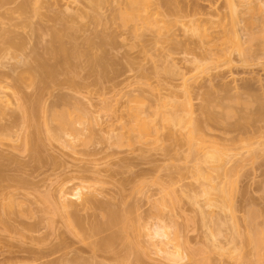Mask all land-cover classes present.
Instances as JSON below:
<instances>
[{"label": "rangeland", "instance_id": "obj_1", "mask_svg": "<svg viewBox=\"0 0 264 264\" xmlns=\"http://www.w3.org/2000/svg\"><path fill=\"white\" fill-rule=\"evenodd\" d=\"M29 1L30 0H23V1L13 0V2L9 1L8 4L6 2V4L0 5L1 6L0 15L2 14V17L0 16L1 17L0 19L2 20L1 22H3V23L0 22V24L5 25L4 22L6 23L8 20L9 23H12V24L7 23L8 25H10V29L11 28H13L12 30L15 29V31H12V32L15 34L17 32V35H18L17 37H19L23 41L22 48H18L19 50H17L16 48L15 49L16 51L14 52H13L14 49L13 50L10 49L9 50L10 53L8 52L9 53L8 56H7V50H6L7 48L5 49L6 51L3 49V47L6 45L0 42L2 45H4V46H0V50H1V47L3 49V51L1 50L0 52V59H1L0 61V85H1V88L2 86L5 87L4 89L3 88L2 89L3 91H7L6 93L8 94V97H9L6 99L7 94L5 95V92H4V96H5L4 97V96H1V92H0V97L2 101L4 99L5 101L7 100V102L13 101V99L15 100L17 99V97H19L18 99L22 100L21 97L26 98L28 96H25V95H31L33 91L38 92L35 90L38 84H35V86L31 84L33 83V80L37 82L35 80L36 79L35 76H37L36 75L37 72L36 74L33 75V80L31 82V80H28L29 78L31 79V77L25 75L26 73L25 71H19V70L27 69V73L29 72L28 73L29 75L32 72V70L35 69L34 71H37V67L35 66L36 64L34 65L35 62L32 60L33 58L30 59L31 57L29 55L32 56L31 53L32 52L34 53L35 50H36L35 51L36 53L38 52L40 55H43L45 51H49L52 49L53 45L49 41L50 39L48 36L49 30H47L48 29L47 27L51 26L50 25L52 23L51 18L53 17L56 11L58 10L64 11L63 3H66L68 1L69 2L75 1L78 5L79 4L81 5L83 3L81 2V0H46V4L40 10L41 11L40 16H35L34 14L27 13V12H23L19 14L17 12L16 15L12 14L13 12L15 13L17 11L18 7H20L19 3L20 4L23 2L28 3ZM219 5L226 6V0H177L178 9L176 8L177 10H175L176 12L174 14L167 12V10H165L164 8L165 6L161 7V11L163 12L165 16L163 17L160 15L158 17L163 18L164 21H167L165 22L164 28L161 29L163 34L164 33L174 34V35L177 34L178 37L180 38L182 31L184 32V30H186V35L190 36L191 38L189 39L192 40L190 41L191 42L190 44H188L189 41L188 42L185 41L184 49L177 48L178 45H176L175 51L173 50L174 45H171L173 46L171 48V46L169 45L170 44L169 41H162L159 43H154L153 45L144 46L143 48L144 51L140 53L139 47H132L131 45H129V43L133 41L132 39H130L129 29L127 26L120 25V20L118 16L114 17L115 20L112 23L109 20L108 21L110 23L108 21H105L106 24H104L105 22L102 24L103 21H101L99 24L93 25L90 22L86 21L87 23L85 22L83 23L84 26L83 25L81 26V28L83 27L84 28L82 29V31L78 33V37L76 41L75 39L71 41V46L69 45L70 39H67V38L63 39L65 43H66V39L68 41L67 44L65 45L66 48L70 47L69 49H72L73 47L76 46L75 49L79 48L82 50L85 46L83 44L85 43L83 42L84 37H87V36L89 38L94 37L97 40V35L99 37L100 34H102V33L99 34V31L103 32L107 30L106 32H108V29L115 28L116 30L115 29L114 30L117 31L118 34L123 35L117 38L118 40L114 43V45H112L113 43L107 44L102 47L103 48L102 51L98 50L99 53L103 52L102 55L104 58L108 56L107 59H105V63H106V60L109 61L108 59H114L113 61L114 63L112 62V60H110V63H113V65L110 64L109 62L105 64L106 71L104 70L102 72H105V73L107 72V73L103 75L102 80H100V78H97L99 79L98 82L100 83H97V84H95L96 82L94 83V81H96L95 80L96 78L94 77L95 75L93 76V74L98 73L99 72L98 69L96 68L98 71L96 72V70H93L95 69L94 67L92 69L93 70L92 72L91 67L93 66V64L89 62L90 64L89 65L88 63H86V61L84 60L81 61V58H80L79 60L80 62L78 64L79 66H77L75 70H73L74 68L71 70V72L72 71L76 72L75 74L77 75V79H74V80H77V81L79 80V83L83 82L82 84L85 83L84 85L82 84L80 85V87L83 86L80 89L81 92L79 91L80 93L79 92L76 93L75 90L73 89L74 87L70 89L72 85L70 86L65 82L64 78L68 80L67 76L70 75L68 73H71L67 71L65 72L67 76L65 75V73H62L64 75L62 74H59L60 76L58 75L59 80L57 81L58 82L61 81L60 83L57 82L56 84L54 83L51 84L48 82L50 84L49 85L47 83L48 86L47 85L46 86L48 88L46 86H44L45 87L44 89L41 87L42 92L40 94L34 93L35 95H38V94L40 95L39 97L40 101H38V104L40 102L42 107L45 106L46 109H49L50 105L55 104L52 102H55L60 97H63L66 100H69L71 98L70 101H75V99H77L76 102H78L77 103L78 106L79 107L83 106L81 109L85 110L88 116L86 117L88 119L85 118L87 119L85 120V122H84V119H83V122H81L82 120L78 119L76 120L77 122L73 121V123L75 122L74 124L75 126L77 125V128L80 127L79 125H82V126L86 125L87 131L85 129L84 132L83 131L81 132L82 133L81 135L82 137L87 138L85 136V133H86L88 138L86 140L84 138H79L78 141L76 140L72 141V143L69 144V145H72V148L69 145H64V143H62L63 141L62 139L64 137L66 139H69V137L67 136H64L61 140H53V138L51 140V137L47 136V133L48 134L50 133L49 132L50 128L53 129L54 132L56 131L55 133L57 134L59 133L57 131L59 130L57 129L59 128V125L58 126L56 125V123L57 124L59 123L57 122L58 120H56L55 122L56 118L54 120L50 119L52 116L51 112L47 110L49 113L46 114L47 112L45 111L46 110L45 107L43 109L39 107V110L42 109L45 111V113L43 111H39L41 113H38L39 119H40V121L37 119L38 122H41L44 117L51 115L50 117L47 118L46 122H44L45 119L42 121V123L44 122L42 126L45 130L48 126L50 128L48 127L49 129H47L48 132L46 130V133L45 131L44 132L42 131V133L38 131L39 129L42 130V128H39L37 130V132L42 134L40 135L38 133L40 136L37 137L39 138L41 142V143L38 142L39 144H41L40 146L41 150H39L40 148L38 150H36L37 148L35 149L37 152L39 151L38 153L40 155L37 154V152L35 151L38 157H36L37 155H34V154H31L32 155L31 156L29 153L31 151H29V149L27 150L28 147L25 144L24 135L25 136L31 135L30 131L32 132L36 131V130H33V129H36V128H33V126L34 127L37 126L36 125L37 123L33 126H30V125L27 126L28 124L26 125L23 121H21L22 119L20 120V117L18 118L15 115L16 118H18L19 120H15L16 118L14 117L13 118L14 121H12V118H11L10 120L12 122L9 121L11 123L10 124L8 122V119H9L8 114L5 115V113L8 112L11 115L15 113L17 109L13 107L12 108L13 110H12L11 107H9L11 111L10 112L9 110H7L8 107L6 108V106H3L4 104L2 105L4 109H2L1 107L2 102L0 101L1 102L0 112H3V113H0V116H1L0 119H2L0 120V125H1L0 130L1 128L5 127L6 129L5 133L7 132L5 134L7 135V139L4 136V134L0 136L1 137L0 138V152H4L2 153V156L0 157L3 158V155H6L7 153H8L7 155H11V157H9L10 159L9 161L6 160L8 159L7 156L5 157L6 159L0 158L1 167L5 166L3 167L4 170L7 168V166H9V169L7 168L8 170H5V173L7 172V175H5V178L4 176H2L4 179L0 180V184L1 185L3 184L2 186L5 190L4 191L3 188L1 187L4 192L0 190V193H2L0 194V199H4V197L8 198L10 196L12 197V200H15L16 198L17 203H20V204L23 203L21 204L23 206L22 207L15 202L16 200L14 201L15 204H17L16 207L20 206L18 209L16 207H13L12 209L5 207L6 212H7V209H9L8 210L9 212L12 211L10 214L8 212L9 217H7V216H4L5 214L7 215V213H3L5 202L4 203L2 202L5 200H0V202L2 203V204L0 203V264H136L135 260H139V264H255V263L262 264L264 263L262 262V260H264V258L262 257H261L262 259L260 258L259 260L260 263L257 260L259 259L260 256L256 257L257 252L255 253L256 249H254L255 244H256L255 242L256 235H254L253 232L251 231V229L256 227L255 225H257V227L254 228V231H256L255 233H258L259 235H264V233H262L264 232L262 231L264 230V134H262L264 133V127L261 126L262 122H264L262 121L264 119H261V118H264V112L260 111L262 110V106H264V99H262L260 96L261 94L262 96H264V57H261L262 59L256 58L255 56H257L258 52H260V50L256 49L258 51L254 53L249 52V56L251 58L250 62H246L244 64L242 62L241 64V61L238 60L239 57L236 51L234 50L216 51L213 45H211V43H207L206 40L212 36L214 28L206 25L207 27L206 32L208 33V36L202 37L198 35V32H196L197 30L194 29L195 27L193 26V24H191V21L193 19L196 20L200 18L210 17L209 13ZM171 6H169V8ZM261 7L262 9H264V3H261ZM3 9L4 10L8 9V11L11 10L12 13L10 12L9 13L12 14V16L11 15L10 16L13 18L17 16L18 14L17 16L18 18L15 17L13 20H10L12 18L9 19L8 17H6L7 20H5V16L7 15H5L6 14L5 13L4 14L5 16L3 18V13H1V12H4L2 11ZM166 9H168V7H166ZM262 9L260 8V10ZM169 10L170 9H168V11ZM170 11H172V9ZM101 12L103 13L102 15H106L108 17L109 15L108 6L104 5L101 9ZM261 12H264V10H262ZM102 15L101 17H104ZM19 16L21 17L19 18ZM16 18L18 20L19 19L21 20L18 21ZM3 19L5 21H3ZM17 21L18 23H16ZM14 23L18 25L20 24L18 28H14L12 26V25H15L16 27V24ZM36 24L37 26L38 24L42 26V28L38 26L39 28H41L40 31H37L38 29L34 30V28H36L34 27ZM79 24L77 23V25ZM240 24H241V28L239 26L238 27L239 30L242 29L243 23H240ZM6 25H5V28H7ZM144 34H147L145 37H148V34H151V33L149 31L148 32L145 31ZM125 36H126V39H121L122 37H125ZM77 43L78 45L80 44V46H82V44L84 46L83 47L77 46ZM183 44L184 43H182V45ZM249 44L250 43H248L247 45L245 43L244 46H249ZM193 45H195V47L196 46L201 47L199 49L200 51L197 52L196 51L197 49L194 51ZM88 46L86 45L87 49H88ZM169 46L173 51L172 53L171 51H168V53L170 52L169 57L167 56L164 57L165 56L164 51L168 49L167 47ZM190 47L193 49L195 54L196 53L198 54L199 52L200 54L201 52L203 53L202 55H199V57L203 58V59L201 58L200 65L196 68H193L192 70H190L192 67L191 68L189 67L193 65L190 63H187V61L186 62L183 61L184 57H187L185 59L189 58L190 60H192V58L194 57L193 56L194 54L189 55L191 52H189V54L187 52L186 54V51H185L186 48L189 49ZM181 49L184 50V54ZM210 49L212 51H210ZM90 50L91 51H89L88 49L87 51H89L90 53L94 51V49L92 50V48H90ZM145 50L147 51L145 52ZM4 51L6 55L5 53H3ZM11 53L12 55H10ZM253 54H256V55L254 56ZM130 55L133 57H131ZM45 56H46V53L44 57ZM127 57H131L132 59L134 58L133 63L132 61H129V60L127 61ZM20 59L22 60L30 59V61L32 62L27 60L23 64V62L20 61L22 62L23 64L22 65L18 62V60ZM227 59H233V62L231 64H228L226 62ZM252 59L256 61L253 62ZM46 61H47V58L45 59L44 63L48 64L49 63L48 61H50L49 64L50 65L53 64V59L51 58L47 62ZM77 61L76 62L74 61V62L78 63ZM172 63H174L175 67L178 68V71L176 74H171L170 72H168V68L169 69L172 68L169 66H173ZM24 65H26L25 68L23 67ZM153 66H156L159 69L156 70V72H154L153 70H155L156 67L154 68ZM30 67L32 68L36 67V68L32 69ZM74 67H76L75 64H74ZM12 68L13 69L16 68L15 69L16 71L14 70L15 73L13 72L14 76L15 75L17 76L16 72L17 73L19 72L18 77H20V72L21 73L25 72L24 74H21L22 76L24 75V77L21 78L20 82L18 81L20 78L18 80L15 79V77H14L15 80L11 78L13 77V76H10L12 74L11 72L13 70ZM19 68H22V69H19ZM152 68L154 69L152 70ZM142 69H144L145 72L142 71ZM74 72L71 73L72 75L70 77L75 78V75H73ZM141 72L144 73V76L145 75L146 76L141 77L140 75ZM99 76L100 74L98 73L96 77H99ZM25 77H29V78H25ZM57 77L56 79H58ZM101 78H102V75H101ZM81 79L82 81H80ZM16 80L17 82H19V84L16 83ZM54 80H52L51 82H53ZM74 80H72L73 84L75 82ZM138 80L147 82V84L150 85L151 89L150 88L147 89L146 84H144L146 87L144 85H143L144 87L140 86L141 83L139 84V82H137ZM77 81L76 83L79 84ZM245 82H250L252 89H242V86ZM14 84L16 87L11 88L13 87L12 85ZM5 85L9 87L11 85L10 87L11 89H7L9 87H6ZM202 85L205 89H203ZM211 85L214 87V89L212 88ZM17 86L19 87L17 88ZM73 86L76 87V84H74ZM37 87H40V86H37ZM215 87L217 89H215ZM41 88L39 89L40 91H41ZM208 90L210 91V93H207ZM129 92L133 93L134 95L138 94L136 97L141 96L143 97V100H144V97L145 99H148L150 102L146 100L145 102H148V104L146 105L148 106L149 104H151L152 109L157 108L158 106L156 107V105L157 104L159 105L161 102L165 103L164 106H159V108L161 107L160 109L162 111H166L168 113L175 111L176 113H178V116L181 115L182 118L186 117V118H183L184 120L189 117L186 115L188 112L187 110L191 109V111L193 112L192 115L196 118L198 117V119L202 121L201 117L204 118V116L207 114L201 111L204 109V108L202 109L201 107L207 103H208V107L206 105L205 107H207L206 109H208V111L210 112L209 113L208 111H206L207 113H209V115L211 113H213V115L215 114L216 116L217 115L219 116L221 113H224L225 115V111H228L230 112V114L234 112L235 114L241 115V117L233 113V115L235 116H232L229 114L230 117H228V115L226 114L227 118L223 119L224 121H222V123L209 122V120H206L207 123L203 122L200 125L199 135L197 137L199 139L198 141L196 140L197 146L193 144L194 147L190 148L192 144L190 145L189 142L187 143V141H185L186 140L185 134L187 131L185 130V128L186 129L188 128L186 127V125H184V123H183V127H181L182 124L171 125L167 123L166 121L161 120L160 122H162L163 123L162 124V123H159L158 121V119L160 118V117L158 118V115H157L158 119L155 116V118L157 119V122H156V120L154 119V116L151 117L152 114L147 112L146 114L148 115L149 113L150 115L149 118L151 119L153 118L152 120L153 121L155 120V122L158 123L157 128L159 127L161 128L158 129L159 136L157 135L158 137H156L157 142L153 141L156 135L154 136L152 134L154 137L151 135L152 136L151 140L156 144H153V145L152 144L146 145L147 143L145 144L142 143L141 145L134 144L135 148L138 145L142 146L140 147L142 148V150L140 149L141 151H139V149L136 150L135 148L131 149L130 147H127L128 145L124 146L123 145L124 143L123 144L121 143L122 145L118 144L119 142H116V139H115L116 136L114 137L113 135L116 132L114 131V129L115 128L117 129L116 124H118L117 122L116 124L114 123L115 121L114 117H117L116 120H118L119 116H122V115L125 116L126 109L121 107V105L126 100V97L129 95ZM126 93H128V95H125ZM237 95L242 100L240 102L239 101L240 99H238L234 103L232 101L233 99L231 100L229 97L234 98L235 96L237 97ZM227 97L230 99V101L229 100H224V101H228L227 102L228 104L230 103L229 109L224 110V108L227 107L228 105L225 106L224 108L218 107L216 105L220 103L218 101L219 98L224 99ZM24 98H23V101L25 100ZM72 98L74 100H72ZM98 98L100 100L101 98H105L107 101L111 100L112 106L115 107V109L113 107L114 111L116 110L117 107L119 106L120 107L117 108L115 113L112 114L110 113V110L112 109V107H110L111 105L109 106L110 110L108 108H106L108 110L102 108L101 105L106 102L102 103V101H99ZM133 98L134 97L132 96V99ZM159 98H160L159 100L160 103L159 101L157 102L156 100ZM205 98H207V100L209 99L208 101H210L211 99L212 100L214 99V101L205 102L207 101ZM90 100H92V102H90ZM116 100L117 102H115ZM135 101L136 100L132 102H135ZM13 102L12 103L9 102V104L11 103L10 106H14L12 105ZM173 102L174 103L177 102L178 105L177 104L172 105ZM185 103L186 104L188 103L187 105H190V107H188L187 110H185L186 109ZM201 103H203L204 105H202ZM107 104L108 103H106V106H108ZM131 104L134 105L136 103H131ZM182 104H183V107H182ZM68 109H67V112H69ZM38 114L36 113L37 117H38ZM69 114L72 117L75 116L72 114V112H69L68 117H69ZM93 116H95V118ZM181 116L179 117L181 118ZM225 116H222V118H225ZM206 118L207 117H205L203 121H205ZM222 118L220 119L222 120ZM236 118L239 120L237 123L235 122ZM259 121H261L260 122L261 124L259 123ZM47 122H48V126L46 125ZM79 122L81 124H78ZM91 122H92V125H91ZM93 122L95 124H93ZM12 123L15 125L13 126ZM22 123H24L26 126L23 125ZM89 123L91 125L90 128L88 125ZM108 124H110L111 126L115 128L111 129V127H108L109 126ZM2 125L4 126L2 127ZM8 125L12 126L11 128L12 130L8 127ZM82 126L81 128H83L84 130V127ZM31 127L33 129H30ZM107 127L111 131L110 130L107 131L108 129ZM8 128L11 131H8ZM233 128L234 130H232ZM51 129L50 131L52 134L54 132ZM100 129L102 132L100 131ZM80 130L78 129L79 132ZM112 130L114 133L112 132ZM227 130H230L231 134L230 132L228 133ZM245 130L249 131V135H246L248 133L245 132ZM9 132L11 133L8 136ZM60 132L62 133V131ZM110 132L112 133V135H110L111 134ZM232 132H233V135H232ZM243 132L244 134L246 133L245 134L246 139L243 138L244 140L243 141L241 140L242 142L239 141V142H236L235 144L233 143L232 147H236L234 148V150L235 149L236 150L234 152H231L230 150L233 151L230 145L232 142L230 140L231 143H229V140L227 141V139L230 138L231 136L233 137L236 133H237L236 134L237 137H238V134L239 136L242 137L244 135ZM33 133H32V136H33ZM43 133H44V136H43ZM98 133L100 134L102 133L104 136H106V138L104 137L105 140L103 139V135L101 134V138H100L99 136L100 134ZM183 133L185 134L183 135ZM34 134L35 136L37 135L36 133ZM229 135L231 136L229 137ZM89 136H92L93 140H90L91 142L87 143V140L90 139ZM110 136H113V137L111 138ZM247 136H250V138L247 139ZM26 137L28 138V136ZM45 138H47L48 140ZM82 139H84L85 141ZM113 139H115V142ZM132 146L133 145H131V147ZM196 147L198 149H195ZM229 148L231 149L228 150ZM189 150H191V152ZM206 152L207 153L221 152L224 155V159L219 161L217 164L211 163V162L206 163L204 161H201L202 156H204L203 153H206ZM230 152L232 154L236 152V155H234L235 157L234 156L232 157ZM4 159L5 161L8 162L7 166H6V162L4 161ZM3 161L5 164L3 163ZM18 164H21V166ZM197 166H201L202 168L201 169L203 171L202 177H199L196 175L197 172L195 169ZM8 172H9V177H8ZM10 174L13 176H11ZM16 175L17 177L18 175L24 177V179H26L24 180L25 183H22L24 182L23 179L22 181H18L17 179H19L20 176L17 178ZM6 176L8 178H11V179H8V181L11 180V184L8 181L5 184L3 183L5 180H7ZM86 176L88 180L86 179ZM14 177L16 178L17 181L15 180ZM81 178H83V180H81ZM89 178L90 179L92 178L94 180H90ZM85 179L88 182L85 181ZM99 179H102V183L100 182L101 180L98 181ZM106 179L108 180L107 181L108 183L105 181ZM96 180L98 181V183L96 182ZM12 181H15V182L13 183ZM29 181H31L30 184H28ZM89 182L90 184L91 183L93 184L89 185ZM15 184L19 185V189H21L22 192L17 188V185ZM25 184H27L26 187L24 186ZM231 184L233 185L231 186ZM57 185H59L58 188L62 186L64 189L65 188L67 189L65 190L67 191L66 192L68 196L67 198H69L68 202L71 201L72 203L74 202V204L79 203L78 204L79 206L76 205L75 207L77 209L76 211L79 210L77 214H75V216L76 215L78 216L77 219L80 221V223L74 224L73 222L74 227H73V224L72 225L68 224L69 225L68 226L67 223L63 221L66 219L63 217L65 216L63 214V211H61L60 208L58 207L60 201L57 200V197H56L58 196L57 194L58 192H56ZM85 185H87V187L94 186L95 187L94 190L95 189L97 190L99 189V190L98 191L95 190V192H93L94 191L93 190L92 192H90L91 191L90 187L86 188ZM120 185L124 187L122 191H120V189L122 188V186ZM83 186H85V188ZM164 187H168L171 189L174 188L173 191L176 193L175 196L177 197L176 201H179V203L177 204V207L175 204V208L172 209L173 213L170 211V208L168 206L163 207L159 212H156L151 209L150 201H153V199L157 200ZM229 187H232L231 188L232 192L230 191ZM219 188H223L222 194L221 192L219 194L220 190L218 192L216 191ZM205 189L208 191L210 190L211 193H209V195H212V196L209 197V195H206L210 199L209 198L206 199L204 195L202 194V191ZM9 190L13 192L11 193ZM27 190L30 191L31 195L33 194L32 197L33 198L35 197L34 199L29 198L31 196ZM24 191L26 194L27 193L28 194L27 195L24 194ZM6 192L9 195H6L7 194ZM47 192L51 194L56 193L54 196L52 195L51 196L56 197L54 200L59 201V202L54 201V205H55L54 208L56 209L57 213L56 211L53 213L49 212L47 208L42 203H40V200H38L40 196L43 195L42 193L47 194ZM75 192H78V194ZM83 193H85L86 195L89 193L88 196L93 195L91 197L92 198L95 197V199L98 198L97 199L98 202L104 201V204L110 203L109 205L114 209L116 208L121 209V210L125 209L128 211L131 209L129 216L132 217V214H133L132 218L134 220L131 218L132 221L135 222L136 219H139L140 221V223H138L140 226L139 233L138 232L136 233L135 231L134 233L132 232L131 234L130 232L129 234L128 232L130 230H127L128 232L127 231H125V233L122 232L123 234L122 235L120 227L119 228L117 227V226H120V224L117 222L113 223V224H116V228L120 231H118L115 227H112V228L110 227V229H108L107 231L102 230V232L104 231L103 233L108 232L109 235L111 234L109 238L113 240V243L112 242L110 243L112 245H108V247L110 246L108 249L105 246L106 240H104L105 243L102 242L105 235H106L105 238L107 239V241L109 240V238H107L108 234H102L100 231V234L96 232L98 235L97 234L93 235L92 232H95V231L91 232L90 231L91 228L89 229V227H91V223H93L92 220L95 219L94 226L96 225L99 226L102 224V222H105V221H101V219L104 220L106 218V215L104 214L105 216L102 217L103 216L102 213H104L102 208L100 210H97V209L95 210L96 206H93L94 202L92 205L93 207L92 206L86 207L85 205H89V203L88 204L86 203L82 207V209L79 208L80 203H81L80 202L81 196L84 197ZM20 194L21 195L23 194V196H21ZM21 197H23V199L24 198H28V199L27 201L26 199L22 200ZM193 198L196 199L198 205L200 206L202 205V207H204V211L211 214V216L213 217L212 221H210V219H207L210 225L208 223H207L208 225L206 224L207 221L204 222L205 225H203V223L200 221L201 220L199 217L200 214L198 213V210H197L198 205L193 203ZM30 200H31V203L29 202ZM206 200L213 201L214 205L212 204L211 201H210L211 203L210 204ZM33 201H35V203ZM28 202L33 205H30ZM98 202L97 203L95 202V203L98 204ZM55 203L56 204L58 203V205H56ZM27 204L30 206H28ZM74 204L72 205L75 206ZM100 204L102 205L103 202ZM208 204L210 205V207L207 206ZM59 206L61 207V204ZM106 206L107 205H105L104 207ZM219 206L222 207V210L219 209L221 208ZM2 207H3V210H2ZM21 208L23 210L20 211ZM25 208H26V211L29 209L28 211H30V213L28 211L26 212ZM42 208L45 209V212H43ZM40 210L42 211L40 212ZM58 210L61 211L62 213L60 212L58 214L59 212ZM132 210L134 213L131 212ZM24 211L25 213H23ZM78 213L80 216L78 215ZM254 213L255 215L257 213V216H255ZM151 214H153L154 217ZM66 216H67V213H66ZM219 216H221V219L225 217L224 221L226 222V224L224 227H223V224L222 226L220 225L218 226L217 217ZM5 217L7 218L5 219ZM71 218L73 217L70 216V219H68V223L70 222L69 220L73 221V219ZM2 219H5L4 221H6L9 224H7L6 222L5 224L4 221L1 222ZM77 219L75 217L74 221L78 222ZM229 219L231 221H229ZM96 221L97 222L99 221V222L96 223ZM139 221H136V222H139ZM231 222H234L236 224V229L238 232L232 233V231H229V228L231 230V227H230L231 226L230 224H232ZM29 223L31 227L29 229L31 230L27 229L28 228L27 224L29 225ZM158 223L159 224L163 223L167 225V228L165 227L164 231L170 236L167 238L168 240L166 238L165 239L163 238L162 240L165 243L168 241L169 244L167 245L163 242L162 243L163 245L165 244V246L166 245L168 246L170 252L174 254H178L177 256L178 258L174 257L171 259V257H173L172 254L170 255V258L169 257L165 258L163 256V253H161L162 252L161 248H163L162 247L163 245L160 242H158L159 244L157 246L155 245L156 247L154 246V241L157 242L161 240L151 239L149 235H147L146 233L147 229L149 228L152 230L154 226L157 225ZM171 223H173V225L175 223L174 225L175 228L178 226L180 227V229L178 228L180 232L179 234L177 233L178 236H176L175 234V232H178V231L174 232V230L176 229L172 228L173 225ZM113 224L111 226H115ZM170 224L172 226L168 227V225L170 226ZM176 224L178 225L176 226ZM214 224L215 226H213ZM7 225H9V228H7L8 227ZM35 225H36V231L34 230L33 232H31L33 229H35L34 228ZM39 225L41 228L40 227L37 228ZM144 225L147 226V229L144 227ZM252 225L254 227H252ZM10 226H12L13 229H11ZM70 226H72L75 229H71ZM107 226L109 227L110 224H108ZM217 226L220 229H222L221 230L222 233L220 234V236L211 238L212 240L210 242L213 243V246H212V243L209 242V232L210 231L216 232ZM114 228L121 234L120 235L121 240L120 238H118L119 235L116 236L117 239H115V236H113L114 234L110 233L111 230H113ZM115 229L113 231H116ZM38 230L39 232H37ZM173 232L175 235L172 234ZM127 233L128 235H126ZM90 234L93 237L95 236L94 237L95 239L93 237H90ZM173 235L176 237H174ZM96 236H100L98 237L99 239L96 238ZM111 236H113L115 240ZM122 236H124L125 238ZM126 237H127V240L130 239L129 241L132 240L137 243L136 244L138 247L137 250H134L131 252L124 251L122 245H123L124 239L126 240ZM92 239L94 241H91ZM96 241L102 242V244L104 243L105 248H103L102 246L99 247L100 244L98 246L95 245L96 243H98ZM110 241L111 240H109L108 243ZM91 244H94V245H91ZM55 247H57V249ZM258 247H259L258 248L259 249L258 252H259L260 248L264 247V244L259 245ZM53 248L56 249V252L53 250ZM262 250H264V248H262ZM48 251L50 252L52 251V252L49 253ZM46 252L48 253V255H45L47 254ZM63 252L68 254V258H67V255L65 254L66 259L68 260H66L65 257L63 258L64 254L62 255V257L60 256ZM70 253H73V254H70ZM69 255L71 256V258ZM59 257H61L62 260Z\"/></svg>", "mask_w": 264, "mask_h": 264}, {"label": "bare ground", "instance_id": "obj_2", "mask_svg": "<svg viewBox=\"0 0 264 264\" xmlns=\"http://www.w3.org/2000/svg\"><path fill=\"white\" fill-rule=\"evenodd\" d=\"M9 1H11V2H13V0H0V5H4V4H6V2H7V4H8V2ZM15 1V0H14ZM23 1V0H22ZM4 2V3H3ZM25 2H27V1H25ZM25 2H23V3H19V6L20 7H18V9H17V11L14 13H12L11 12V10H9L8 11V9H6V10H2V11H4V12H1V13H3V18H4V16L5 15H7V16H5V20H7L6 19V17H8L9 19L10 18H12V19H10V20H13L15 17H17L18 16V14L19 13H23V12H27V13H31V14H34L35 16H40L41 15V9L43 8V6L46 4V0H30L28 3H25ZM81 2H83L81 5L79 4H77L75 1H71V2H66V3H63V5H64V11H61V10H58V11H56L55 12V14L53 15V17L51 18V22L53 23H51L50 25L51 26H49V27H47L48 29L47 30H49V33H48V36H49V41H50V43L53 45V47H52V49L51 50H49V51H45V53H46V56L44 57V55H45V53L43 54V55H40L38 52V54L34 51V53L32 52L31 54H32V56L31 55H29L31 58L30 59H32L34 62V65L37 67V71H34V70H32V72L31 73H33V74H31L30 73V75L27 73V69L26 70H19V71H25V72H20V77H18V73L16 72V74H17V76L15 75L14 76V73H15V69H13L11 72H12V74L10 75V76H13V77H11V78H13V80H15V79H19L18 81L20 82V80H21V78H23L24 77V75L22 76L21 74H24L25 73V75H27V76H30L31 77V79L29 78V77H25V78H29L28 80H31V82H32V80H33V75L34 74H36V72H37V76H35L36 77V81L37 82H35L34 80H33V83H31V84H33V86H35V84H38L37 86H40V87H37L36 86V88H38V89H36L35 87V90L36 91H38V92H34L33 91V93H31V95H25V96H28V97H26V98H24L25 100L23 101V98L21 97V99L22 100H20V99H18L19 97H17V99H13V101H8L7 102V100L5 101V99L2 101L1 100V97H0V101L2 102V104H1V107H2V109H4L3 108V106H6V108H7V110H9L10 111V109H9V107H11V109L14 107L15 109H17L16 111H15V113H13V114H9L8 112H6L5 113V115H7L8 114V117H9V119H8V122L9 121H11L10 119L12 118V121H14L13 120V118L15 117L16 118V116L19 118L20 117V120L21 121H23L27 126H33V125H35L36 123V125L37 126H33V128H36V129H33L32 127L30 128V129H33V130H36V131H33L34 133H36L37 135L35 136V134L32 132V131H30V129H29V131L31 132V135H26V136H28V138L24 135V137L26 138H24V141H25V144L27 145V150L29 149V151H31V152H29L30 153V155L31 154H34V155H37V154H39L36 150H38L39 148V150H41V144H39V143H41L40 142V140H39V138H37V137H39L40 135H42L41 133H42V131L44 132L45 131V133H46V130L47 129H49L50 127L48 126V122L46 123V125L49 127H47L46 128V130L43 128V124H44V122H46V120H47V118L48 117H50L51 115V120H54L55 118V122H56V120H58L57 122L59 123V124H57L56 123V125L58 126L59 125V128H57V129H59L60 131H62V133L59 131V130H57L59 133L57 134V133H55L54 132V130L53 129H51L54 133H52L51 134V131H50V129H49V134L47 133V136H49V137H51V140H52V138H53V140H61L64 136H67V137H69V139H66L65 137L62 139L63 141H62V143H64V145H69V144H71L72 143V141H74V140H76V141H78V139L79 138H84V137H82V131L84 132L85 131V129L87 128V126L85 125V126H82V125H79L80 127H78L77 128V125L75 126V122H77L76 120H78V119H80V120H82L81 122H83V119H84V122H85V120H87L88 118V116H87V113L85 112V110L84 109H81L82 107L80 106H78V102H76V100L77 99H75V97H74V99H75V101H70V97H68V98H70L69 100H66L65 98H63V97H60V98H58L55 102H52V103H55V104H52V105H50L49 107V109H46V107L45 106H43L42 107V105L40 104V102H39V104H38V101H40L39 99V97H40V93L42 92V88L44 89L45 87L44 86H48V84L49 83H51V84H56L58 81L57 80H59V74H62V73H65L66 71L67 72H71V70L73 69V70H75V68H77V66H79L78 64H79V60H80V58H81V61L82 60H84V61H86V63H88L89 64V62L90 63H92L93 64V66L91 67V70L95 67V69H93V70H96V72H98L99 74H100V76L99 77H96L97 75H98V73H96V72H94V73H96V74H93V76L96 78L95 80L96 81H94V83L95 84H97V83H100V82H98L99 81V79H97V78H100V80H102L103 79V75L104 74H106L105 72H102V71H106V67H105V64L107 63V62H109L110 63V60H112V62L114 61V59H108L109 61H107L106 60V63H105V59H107V57H103V52L102 53H99V51L98 50H101L102 51V47L104 46V45H107V44H112V45H114V43L118 40L117 38H119V36H123L122 34H118L117 33V31H115L116 29L115 28H110V29H108V32H106L107 30H105V31H103V32H100L99 31V34L100 33H102V34H100V36L98 37V35H97V40L94 38V37H84V39H83V42H85V43H81L82 44V46H80V44L78 45V43H77V46H80V47H83L84 46V48L83 49H85V47H86V45L88 46V49H89V51H91L90 50V48H92V50L94 49V51L93 52H89V51H87L88 49H87V47H86V49L85 50H81V49H79V48H76L75 49V47H73L72 49H69L68 47L66 48V44H67V39H70V46H71V41L72 40H74L75 39V41H76V39H77V37H78V33L80 32V31H82V29L84 28H81V26L83 25V23H85L86 21L87 22H90L91 24H93V25H96V24H99L101 21H103L102 22V24L105 22V21H111V23L115 20V18L114 17H116V16H118L119 17V20H120V25L121 26H127L128 27V29H129V34H130V39H132L133 41L131 42V43H129V45H131L132 47H139V52L141 53L142 51H144V46H146V45H153L154 43H159V42H162V41H169L170 42V46L171 45H174V48H173V50L175 51V46L176 45H178V47L177 48H182V49H184V45H185V41H189V43L188 44H190L191 42L190 41H192V40H190L189 38H191L190 36H188V35H186V30H184V32L182 31V34H181V36H180V38L178 37V35L176 34V35H174V34H167V33H164L163 34V32L161 31V29L162 28H164V26H165V22H167V21H164L163 20V18H160V17H158V16H165L164 14H163V12L161 11V7H164L165 8V10H167V12H169V13H175L176 11L175 10H177L178 8H177V0H81ZM261 3H264V0H226V6L225 5H219V6H217L216 8H214L209 14H210V17H208V18H200V19H196V20H192L191 21V24H193V26L195 27L194 29L195 30H197L196 32H198V35H200V36H202V37H206V36H208V33L206 32V29H207V27H206V25H208L209 27H212V28H214L213 29V34H212V36L211 37H209L206 41H207V43H211V45H213V47H214V49L216 50V51H226V50H234V51H236L237 53H238V60L239 61H241V64H242V62H243V64L244 63H246V62H250V60H251V58H250V56H249V52H252V53H254V52H256V51H258V50H260V52H258V57L257 56H255L256 54H253L256 58H261V57H264V12H261L262 10H264V9H262V7H261ZM104 5H107L108 6V12H109V15H108V17L106 16V15H102L103 13L101 12V9H102V7L104 6ZM172 5V6H171ZM169 6H171L170 8H169ZM1 7V6H0ZM166 7H168V9H172V11H168V9H166ZM226 7H227V9H226ZM177 8V9H176ZM260 8L262 9V10H260ZM10 9V8H9ZM14 9V8H13ZM15 10V9H14ZM6 11V12H5ZM28 11H30V12H28ZM12 13V14H15L16 15V13L18 12V14H17V16H15L14 18L13 17H11L12 16V14H10V13ZM6 13V14H5ZM8 13V14H7ZM5 14V15H4ZM11 15V16H10ZM21 15V14H20ZM27 15H29V14H27ZM101 15L102 16H104V17H101ZM1 17H2V14L0 15ZM10 16V17H9ZM33 16V15H32ZM0 17V18H1ZM21 16H19V18H20ZM30 17H31V15H30ZM18 18V17H17ZM16 18V19H17ZM111 18V19H110ZM4 19H3V21H5ZM18 20V19H17ZM21 19H19L18 21H20ZM2 20L0 19V22H1ZM18 21L16 22V23H18ZM78 21V22H77ZM108 21V22H109ZM173 21H175V20H173ZM86 22V23H87ZM107 22V23H108ZM1 23H3V22H1ZM12 24V23H9V21L7 20V22L5 23L4 22V24L6 25V24ZM16 23H14V24H16ZM77 23L79 24V25H77ZM110 23V22H109ZM240 23H243V25H242V29H240L239 30V26H240V28H241V24ZM6 25L7 26V28H5V25H3V24H0V42H2V44H4V45H6V46H4V45H2L1 43H0V46H4L3 47V49L5 50L6 48V50H7V56H8V54L10 53V49H14L13 50V52L14 51H16L15 49L17 48V50H19L18 48H22V44H23V41H22V39H20L19 37H17L18 35H17V32H16V34L15 33H13L12 31H15V29L14 30H12L13 28H11L10 29V25ZM22 24V23H21ZM104 24H106V22L104 23ZM240 24V25H239ZM20 25V24H19ZM18 24H16V27H15V25H12L14 28H18V26H19ZM34 25V24H33ZM22 26V25H21ZM32 26V25H31ZM38 26H40L39 24H38ZM37 26V24L34 26V27H36V28H34V30L36 29H38L37 31H40V29L42 28V26H40L41 28H39ZM84 26V25H83ZM25 27V26H24ZM33 27V26H32ZM166 28V27H165ZM115 29V30H114ZM33 30V29H32ZM85 30V29H84ZM114 30V31H113ZM241 30H242V32H241ZM145 31H149L151 34H148V37H145L147 34H144L145 33ZM33 32V31H32ZM106 32V33H105ZM13 33V34H12ZM117 33V34H116ZM20 34V33H19ZM13 35H15V36H13ZM164 35V36H163ZM26 37V36H25ZM65 38H67L66 39V43H65V41L63 40V39H65ZM94 38V39H93ZM163 38V39H162ZM25 39V38H24ZM121 39H126V36L125 37H122ZM93 40V41H92ZM25 41V40H24ZM95 41V42H94ZM175 44H174V43ZM186 42V43H187ZM73 43H74V41H73ZM173 43V44H172ZM182 43H184L183 45H182ZM245 43L248 45V43H250L249 44V46H244L245 45ZM254 44V46H253V44ZM117 44V43H116ZM20 45H21V47H20ZM252 45V46H251ZM92 46V47H91ZM170 46L169 47H167L168 49H166L165 51H164V53H165V56L164 57H169V53H168V51H171V53H172V47L173 46H171V48H170ZM180 46V47H179ZM182 46V47H181ZM194 47V51L196 50L197 52L198 51H200L199 49L201 48V47H195V45H193ZM106 47V46H105ZM191 48V47H190ZM187 49L186 48V54H187V52H188V54H189V52H191L189 55H191V54H194L193 56V58H192V60H190L189 58V60L188 59H185V58H187V57H184V60L183 61H187V63H190V64H192L193 66H190L189 68H191L190 70H192L193 68H196V67H198L199 65H200V61H201V58L202 57H199V55H202L203 53L201 52V54H200V52L197 54H195V52L193 51V49H192V51H193V53H192V51H191V49ZM3 49H2V47H1V50L3 51ZM170 49V50H169ZM181 49V50H182ZM256 49H258V50H256ZM1 50H0V52H1ZM5 50V51H6ZM106 50V49H105ZM255 50V51H254ZM5 51L3 52V53H5ZM38 51V50H37ZM98 51V52H97ZM100 51V52H101ZM147 50H145V52H146ZM183 51V54H184V50H182ZM210 51H212L211 49H210ZM248 51V52H247ZM9 52V53H8ZM42 52H44V51H42ZM42 52H40V53H42ZM48 52V53H47ZM105 52V51H104ZM107 52V51H106ZM163 53V54H164ZM5 55H6V53H5ZM10 55H12V53L10 54ZM105 55V54H104ZM108 55V54H107ZM222 55V54H221ZM260 55V56H259ZM3 56V55H2ZM106 56V55H105ZM129 56V55H128ZM131 56V55H130ZM187 56V55H186ZM131 57H133V56H131ZM131 57H127V61L129 60V61H132V63H133V59L131 58ZM255 57H253V58H255ZM2 58V57H1ZM25 58V57H24ZM47 58V61L48 60H50V58L51 59H53V64H49L50 63V61H48L49 63V65L48 64H46V63H44V61H45V59ZM85 58V59H84ZM110 58V57H109ZM23 59V58H22ZM22 59H20V60H18V62L20 63V64H22V62H23V64L28 60V59H26V60H22ZM30 59L28 60V61H30ZM36 61H35V60ZM44 59V60H43ZM203 59V58H202ZM262 59V58H261ZM39 60V61H38ZM78 60V61H77ZM237 60V61H238ZM0 61H1V59H0ZM20 61H22V62H20ZM46 61V62H47ZM77 61L78 63H75V62ZM88 61V62H87ZM238 61V62H239ZM252 61L254 62V61H256V60H253L252 59ZM30 62H32V61H30ZM71 62H72V64H71ZM226 62L228 63V64H231L232 62H233V59H227L226 60ZM51 63H52V61H51ZM114 63V62H113ZM113 63H110V64H112L113 65ZM252 63V62H251ZM22 64V65H23ZM38 64V65H37ZM74 64H75V66L76 67H74ZM171 64V63H170ZM173 64V66H169V67H172L171 69H169L168 68V72H170L171 74H176L177 73V71H178V68H176L175 67V65H174V63H172ZM32 65V64H31ZM90 65V64H89ZM128 65V64H127ZM134 65V64H133ZM25 66L26 65H24L23 67L25 68ZM28 66H29V64H28ZM107 66V65H106ZM140 66V65H139ZM138 66V67H139ZM21 67V66H20ZM36 67H33V68H36ZM141 67V66H140ZM154 68L156 67V66H153ZM178 67V66H177ZM30 68H32V67H30ZM32 68V69H33ZM98 69V71H97V69ZM154 68H152V70L154 69ZM188 68V69H189ZM19 69H22V68H19ZM159 68H155V70H153L154 72H156V70H158ZM177 69V70H176ZM10 70V69H9ZM15 70V71H14ZM93 70H92V72H93ZM146 70V69H145ZM101 71V72H100ZM142 71H144V69H142ZM14 72V73H13ZM35 72V73H34ZM72 72H74V71H72ZM71 72V73H72ZM145 72V71H144ZM10 73V72H9ZM71 73H68V74H70V75H66V73H65V75L67 76V79L68 80H66L65 78H64V80H65V82L68 84V85H72V87H70V89H72L73 87V89L75 90V92L77 93V92H79L80 91V89L83 87H80V85L83 83V82H81V83H79V80L77 81V80H74V79H77V75L75 74L76 72H74V74L73 75H75V78H73V77H70L72 74ZM59 75V76H58ZM62 75H64V74H62ZM61 75V76H62ZM101 75H102V78H101ZM141 77L142 76H144V73H142L141 72ZM7 76V75H6ZM5 76V77H6ZM58 76V77H57ZM146 76V75H145ZM144 76V77H145ZM14 77H15V79H14ZM56 77L58 78V79H56ZM64 77V76H63ZM106 77H107V75H106ZM54 78H55V80H56V82H55V80H54ZM104 78H105V76H104ZM12 80V79H11ZM17 80H16V83H18L19 84V82H17ZM52 80H54L53 82H51ZM72 80H74L75 82H74V84H76V87L75 86H73L74 84H73V81ZM94 80V79H93ZM76 81L79 83V84H77L76 83ZM80 81H82V79L80 80ZM83 81H84V79H83ZM49 82V83H48ZM61 82V81H60ZM60 82H58V83H60ZM69 82V83H68ZM137 82H139V84L141 83V85L140 86H142V87H144L145 85L144 84H146L147 85V89L148 88H150V85L149 84H147V82H145V81H140V80H138ZM145 82V83H144ZM48 83V84H47ZM85 84V83H84ZM84 84H82V85H84ZM50 85V84H49ZM58 85V84H57ZM78 85V86H77ZM144 85V86H143ZM149 85V86H148ZM6 86V85H5ZM13 87H11V85H10V87L11 88H15L16 86H15V84L14 85H12ZM46 86V87H47ZM212 86V85H211ZM210 86V87H211ZM6 87H9V86H6ZM7 88V89H11V88ZM19 86H17V88H18ZM42 87V88H41ZM146 87V86H145ZM202 87H203V85H202ZM202 87H201V89H202ZM205 87H206V85H205ZM208 87H209V85H208ZM2 88L4 89L5 87L4 86H2ZM1 88V85H0V90H2L3 91V89ZM41 88V91L39 90ZM48 88V87H47ZM77 88V89H76ZM212 88L214 89V87L212 86ZM240 88V87H239ZM151 89V88H150ZM199 89V88H198ZM203 89H205L204 87H203ZM206 89H208V88H206ZM210 89V88H209ZM215 89H217L216 87H215ZM222 89V88H221ZM242 89H252V87H251V84H250V82H245L244 84H243V86H242ZM6 90V89H5ZM73 90V91H74ZM0 91L1 92V96H4V92H5V95L7 94L6 92L7 91ZM14 91V90H13ZM209 91V90H208ZM207 91V93H210V91L208 92ZM15 92V91H14ZM81 92V91H80ZM79 92V93H80ZM2 93H3V95H2ZM13 93V92H12ZM36 93H39L38 95H35ZM15 94V93H14ZM34 94V95H33ZM130 94H132V95H130ZM125 95H128V93H126ZM130 95V96H129ZM129 97L127 96L126 97V100L124 101V103L121 105V107H123V108H125L126 110H125V116L124 115H122V116H119L118 117V120H116L117 119V117H114V119H115V121H114V123L116 124V122L118 123V124H116V127H117V129L115 128V127H113V126H111L110 124H108L107 126L108 127H111V129H113V128H115L114 129V131H116L115 133L113 132V130H112V132L114 133L113 135H114V137L116 136V142H119L118 144H120V145H122L123 143V145L125 146V145H128L127 147H130L131 149L132 148H135L134 146V144H139V145H141L142 143H147L146 145H153V144H156V143H154V142H157V138L156 137H158L159 135H158V133H159V131H158V129L159 128H161V127H159V128H157V126H158V123H156L157 122V119H158V121H159V123H162V122H160L161 120L162 121H166L167 123H169V124H171V125H177V124H182V126L181 127H183V123H184V125H186V127L188 128V129H186L185 128V130H187L186 131V134L185 133H183V135L185 134V136H186V138H185V136H184V138L186 139L185 141H187V143L189 142V144L191 145H189L190 146V148H192V147H194V145H196L197 146V141H198V139L199 138H197L198 137V135H199V129H200V125L204 122V123H207V121L206 120H209V122H216V123H222V121H224L223 119H226L227 118V115H228V117H230V115H232V116H235V115H238V114H235L234 112V114L235 115H233V113H232V111H231V113L232 114H230V112H228V111H225V115H224V113H221L219 116L217 115H213V113H211L210 115H209V111H208V109H206L207 107H208V103L207 104H205V102H210V101H214V99L212 100H210V101H208L207 100V98H205L207 101H205L204 102V104L207 106V107H205V105L203 104V103H201L202 105H204V106H202L201 107V105H200V107L203 109V110H201L203 113H206L207 115H205L204 116V118L205 117H207L206 119H205V121H203L204 120V118H202L201 117V119H202V121L201 120H199L198 119V117L196 118V117H194L192 114H193V112L191 111V109L190 110H187V108L188 107H190V105H187L186 103V109L185 110H187L188 112H187V116H189L187 119H183V118H186V117H183L182 118V116L181 115H179V116H181V118L178 116V113H176L175 111L174 112H166V111H162L160 108H159V106H164V104L165 103H163V102H161L160 103V98L159 99H156L157 100V102L159 101V105L157 104L156 105V107L157 108H155V106H154V108L155 109H152L151 107H152V105L151 104H149L148 106L146 105V104H148V102H150L148 99H145V97H144V100H143V97H141V96H139V97H136L137 95L135 94H133V93H130L129 92ZM17 96H19V95H17ZM38 96V97H37ZM132 96L134 97L133 99H132ZM261 96V98L262 99H264V96H262V94L260 95ZM5 97V96H4ZM15 97V96H14ZM65 97V96H64ZM67 97V96H66ZM141 97V98H140ZM7 98H9L8 97V94L6 95V99ZM16 98V97H15ZM87 98V97H86ZM88 98H89V96H88ZM87 98V99H88ZM100 98V97H99ZM98 98V99H99ZM131 98V99H130ZM138 98V99H137ZM140 98V99H139ZM234 103L238 100V99H240L239 101L241 102V98H239L238 97V95H237V97L235 96L234 98H232V97H229ZM228 97L227 98H224V99H222V98H219L218 99V101L220 102V103H218V104H216L218 107H222V108H224L225 106H227V107H225L224 108V110H227V109H229L230 107V103L228 104L227 102L228 101H224V100H229L230 101V99H229ZM236 98V99H235ZM73 98H72V100H74ZM104 99V100H103ZM203 99H204V97H203ZM261 99V100H262ZM9 100V99H8ZM20 100V101H19ZM89 100V99H88ZM130 100V101H129ZM134 101V100H136L135 102H132V101ZM148 101V102H145V101ZM22 101V102H21ZM99 101H102V103H104V102H106V103H108L107 105L108 106H106V103H104V104H102L101 106H102V108H104V109H106V108H108L109 110H110V107H112V109H113V107L114 106H112V101L111 100H109V101H107L105 98H101V100L99 99ZM0 102V103H1ZM4 102V103H3ZM9 102H13V104L12 105H14V106H10V104H9ZM90 102H92V100H90ZM115 102H117V100L115 101ZM80 103V102H79ZM101 103V102H100ZM110 103V104H109ZM131 103H136V104H134V105H132ZM217 103V102H216ZM4 104V105H3ZM91 104V103H90ZM114 104V103H113ZM116 104V103H115ZM177 104V102H173L172 103V105H176ZM226 104V105H225ZM3 105V106H2ZM41 105V106H40ZM104 105V106H103ZM111 105V106H110ZM178 105V104H177ZM110 106V107H109ZM39 107H41L42 109L45 107V111L47 112L46 114H48L49 112H51V115L50 116H46V117H44L43 118V120L45 119V121L42 123V121L41 122H38V120L40 121V119H39V114L38 113H41V112H39V111H43L44 113H45V111L44 110H39ZM66 107H68V108H66ZM120 107V106H119ZM119 107H117V108H119ZM147 107V108H146ZM182 107H183V104H182ZM6 108H5V110H6ZM37 108V109H36ZM48 108V107H47ZM53 108V109H52ZM117 108H116V110H117ZM150 108V109H149ZM159 108V109H158ZM185 108V107H184ZM67 109L69 110V112H72V114L73 115H75L74 117H72L70 114H69V117H68V113L69 112H67ZM70 109H72V110H70ZM86 109V108H85ZM108 109H106V110H108ZM111 109V110H112ZM114 109H115V107H114ZM114 109L111 111L110 110V113H115V111H114ZM145 109H146V111H145ZM13 110V109H12ZM38 110V111H37ZM49 112H48V111ZM53 110V111H52ZM57 110V111H56ZM64 110V111H63ZM153 110V111H152ZM205 110V111H204ZM4 111V110H3ZM87 111V110H86ZM114 111V112H113ZM206 111H208L209 113H207ZM260 111H262V112H264V106H262V110H260ZM5 112V111H4ZM11 112V111H10ZM14 112V111H13ZM55 112V113H54ZM63 112V113H62ZM147 112H149L150 114H152L151 115V117L152 116H154V119L156 120V122H155V120L153 121L151 118H149V113H148V115L146 114ZM186 112V111H185ZM226 112H228V113H226ZM0 113H3V112H0ZM36 113L38 114V117L36 116ZM54 113V114H53ZM67 113V114H66ZM261 113V112H260ZM64 114V115H63ZM230 114V115H229ZM262 114V113H261ZM2 115H4V114H2ZM16 115V116H15ZM65 115H67V116H65ZM157 115H158V118H157ZM209 115V116H208ZM11 116V117H10ZM13 116V117H12ZM87 116V117H86ZM90 116V115H89ZM155 116H156V118H155ZM221 116V117H220ZM222 116H225V118H222ZM239 117H241V115H238ZM1 117V116H0ZM4 117V116H3ZM67 117V118H66ZM76 117H78V118H76ZM94 118H95V116H93ZM5 118H6V116H5ZM18 118H16L15 120H19ZM71 118H72V120H71ZM74 118H76V119H74ZM85 118H87V119H85ZM92 118V117H91ZM93 118V119H94ZM220 118H222V120L220 119ZM261 118V117H260ZM38 119V120H37ZM74 119V120H73ZM261 119H264V118H261ZM0 120H2V119H0ZM79 120V121H80ZM212 120V121H211ZM221 120V121H220ZM11 121V122H12ZM73 121H75L74 123H73ZM88 121H90V120H88ZM87 121V122H88ZM92 121V120H91ZM219 121V122H218ZM239 120L236 118V123L238 122ZM252 121V120H251ZM262 121H264V120H262ZM7 122V123H8ZM17 122V121H16ZM95 122H96V120H95ZM165 122V123H166ZM247 122V121H246ZM261 121H259V123H260ZM10 123V122H9ZM8 123V124H9ZM21 123V122H20ZM24 123H22L23 125H25ZM39 123H40V125H39ZM166 123V124H167ZM256 123V122H255ZM11 124V123H10ZM13 124V123H12ZM78 124H81L80 122L78 123ZM84 124V123H83ZM93 124H95L94 122H93ZM96 124H97V122H96ZM163 124V123H162ZM168 124V125H169ZM235 124V123H234ZM261 124V123H260ZM15 124H13V126H14ZM25 125V126H26ZM89 125V128H90V126L92 125V122H91V125H90V123L88 124ZM118 125V126H117ZM4 125H2V127H3ZM40 126V127H39ZM81 126L82 127H84V130H83V128H81ZM115 126V125H114ZM179 126V125H178ZM259 126V125H258ZM261 126L262 127H264V122H262V124H261ZM0 127H1V125H0ZM8 127L11 129L12 128V126L11 125H8ZM46 127V126H45ZM107 127V128H108ZM255 127V126H254ZM262 127H260V128H262ZM8 128V131H11L10 129ZM39 128H42V130L41 129H39ZM89 128H88V130H89ZM119 128V129H118ZM39 129V130H38ZM65 129V130H64ZM78 129L80 130V129H82V130H80V132L78 131ZM236 129V128H235ZM37 130L39 131V132H41V133H39V132H37ZM41 130V131H40ZM103 130V129H102ZM110 129L108 128L107 129V131H109ZM118 130V131H117ZM232 130H234V128L232 129ZM249 130V129H248ZM246 131L245 130V132H247L248 134H246V135H249V131ZM259 130V129H258ZM5 131H6V129H5V127L4 128H1V130H0V136H2L3 134H4V136L6 137V139H7V135H5L6 133H5ZM86 131H87V129H86ZM92 131V130H91ZM97 131V130H96ZM100 131H101V129H100ZM111 131V130H110ZM228 131V133L230 132V134H231V131L230 130H227ZM227 131H225V132H227ZM236 131V130H235ZM234 131V132H235ZM244 131V130H243ZM262 131V130H261ZM27 132V131H26ZM47 132H48V130H47ZM93 132V131H92ZM102 132V131H101ZM154 132V133H153ZM157 132V133H156ZM185 132V131H184ZM257 132V131H256ZM11 132H9L8 133V136H9V134H10ZM32 133H33V136H32ZM40 135H39V134ZM89 133V132H88ZM91 133V132H90ZM111 133V132H110ZM29 134V133H28ZM98 134H100V133H98ZM102 134V133H101ZM101 134L99 135L100 136V138H101ZM155 136H153V135ZM237 134V133H236ZM236 134L232 137L231 135H229V137L230 138H228L227 139V141L229 140V143H231L230 145H231V147L233 146L232 144L234 143H236V142H242L244 139H246V135L244 134V132H243V134L245 135H243L242 137L241 136H239V134H238V137L236 136ZM260 134V133H259ZM262 134H264V133H262ZM46 135V134H45ZM80 135H81V137H80ZM91 135V134H90ZM97 135V134H96ZM95 135V136H96ZM103 135V134H102ZM110 135H112V133L110 134ZM154 137V142L151 140L152 138V136ZM158 135V136H157ZM232 135H233V132H232ZM250 135H252V134H250ZM43 136H44V133H43ZM84 136V135H83ZM85 136L88 138V136L86 135V133H85ZM94 136V137H95ZM98 136V135H97ZM236 136V137H235ZM35 137H36V139H35ZM92 136H89V140H87V143H89V142H91L90 140H93V137L91 138ZM104 137L106 138V136H104L103 135V139H104ZM111 138L113 137V136H110ZM241 137V138H240ZM1 138V137H0ZM2 138H4V137H2ZM87 138H84L85 140L87 139ZM244 138V139H243ZM248 138H250V136H247V139ZM41 139V138H40ZM45 139H47V138H45ZM50 139V138H49ZM84 139H82V140H84ZM103 139H101V140H103ZM115 139H113L114 140V142H115ZM155 139H156V141H155ZM48 140V139H47ZM69 140V141H68ZM84 140V141H85ZM105 140V139H104ZM197 140V141H196ZM230 140H231V142H230ZM242 140V141H241ZM37 141V142H36ZM81 141V140H80ZM147 141H149V142H147ZM196 141V142H195ZM39 142V143H38ZM61 142V141H60ZM82 142V141H81ZM151 142V143H150ZM153 142V143H152ZM194 142V143H193ZM37 143V144H36ZM86 143V142H85ZM122 143V144H121ZM149 143V144H148ZM117 144V143H116ZM194 144V145H193ZM36 145V146H35ZM37 145H39V146H37ZM119 145V146H120ZM130 145V146H129ZM131 145H133L132 147H131ZM136 146V150H138L139 149V151H141L142 150V148H140V147H142V146ZM229 145V146H230ZM71 148H72V145H69ZM24 147V146H23ZM37 148V149H36ZM189 148V149H190ZM234 148H236V147H232V149H233V151L232 150H230L231 148H229L228 150H230L231 152H234L235 150H234ZM31 149V150H30ZM36 149V150H35ZM141 149V150H140ZM195 149H198L197 147L195 148ZM194 150V149H193ZM37 152V154H36V152ZM190 152H191V150H189ZM194 152V151H193ZM198 152V151H197ZM230 152V154H231V156L233 157L234 155H236V152L234 153V154H232ZM1 153V155L0 156H2V153H4V152H0ZM195 153H196V151H195ZM8 154V153H7ZM3 155V158H5L6 156H7V158L8 159H6V160H10L9 159V157H11V155ZM202 154V153H201ZM204 154V156H202ZM201 156H202V160L201 161H204V162H206V163H208V162H211V163H215V164H217L219 161H221V160H223L224 159V155H223V153H221V152H213V153H203ZM34 155H33V157H34ZM40 155V154H39ZM32 156V155H31ZM36 157H38V155L36 156ZM41 157V156H40ZM39 157V158H40ZM235 157V156H234ZM0 158H2V157H0ZM2 158V159H3ZM42 158V157H41ZM5 159H4V161H5ZM14 159V158H13ZM31 159H32V157H31ZM34 159V158H33ZM36 160V159H35ZM35 160H33V161H35ZM4 161H3V163H4ZM14 161V160H13ZM12 161V162H13ZM6 162V166H7V161H5ZM11 162V161H10ZM5 164V163H4ZM3 164V165H4ZM18 165H20L21 166V164H18ZM0 167H1V160H0ZM3 167H5V166H3ZM3 167H1L0 168V180H3L4 178H5V175H7V172L5 173V170H8L9 169V166H7V168L4 170V168ZM202 168H201V166H197L196 167V175L197 176H199V177H202L203 176V171L201 170ZM4 171V172H3ZM3 172V173H2ZM5 173V174H4ZM3 174V175H2ZM11 175V174H10ZM2 176H4V178L2 177ZM11 176H13V175H11ZM15 176V175H14ZM20 175H18V177H19ZM7 177V176H6ZM8 177H9V172H8ZM7 177V180H5L3 183L5 184L7 181H8V179H11V178H8ZM16 177H17V175H16ZM17 177V178H18ZM20 177H21V179H20ZM19 177V179H17L18 181H22V179H23V181L24 180H26V179H24V177H22V176H20ZM15 178V177H14ZM93 178H95V177H93ZM13 179V178H12ZM86 179L88 180V178H87V176H86ZM85 179V181H87ZM90 179V178H89ZM97 179V178H96ZM103 179H105V178H103ZM14 180V179H13ZM15 180H16V178H15ZM16 180V181H17ZM29 180V179H28ZM81 180H83V178H81ZM90 180H94V179H90ZM101 180V181H100ZM65 181V180H64ZM98 181H100L101 183H102V179H99ZM98 181L96 180V182L98 183ZM106 182L108 181L107 179L105 180ZM8 182H10V184H11V180H9ZM13 183L15 182V181H12ZM28 182V181H27ZM26 182V183H27ZM66 182V181H65ZM64 182V183H65ZM88 182V181H87ZM92 182V181H91ZM2 183V182H1ZM12 183V184H13ZM19 183V182H18ZM22 183H25V181L24 182H22ZM21 183V184H22ZM31 183V181H29V183L28 184H30ZM62 183V182H61ZM60 183V184H61ZM103 183H104V181H103ZM108 183V182H107ZM110 183V182H109ZM59 184V185H60ZM91 184H93V183H91ZM90 184V182H89V185H91ZM3 185V184H2ZM1 184H0V188L2 187L3 188V186H2ZM7 185V184H6ZM15 185H17V184H15ZM59 185H57V190H56V192H58L57 194H58V196H56L57 197V200H59L60 201V203H59V205L61 204V207L58 205V203L56 204V205H58V207L60 208V210L61 211H63V214L66 216V213H67V216H68V218H67V216L65 217V216H63L66 220H63L65 223H67V225L68 224H70V225H72L73 224V222H74V224L75 223H80V221L77 219L78 218V216L76 215L75 216V214H77V212L79 211H76L77 209L75 208L76 207V205H78L77 203H75L74 204V202L72 203L71 201L70 202H68V200H69V198H67L68 196H67V189L65 190L62 186H63V184H62V186H60L59 188H58V186ZM96 185V184H95ZM233 184H231V186H232ZM5 186V185H4ZM22 186V185H21ZM21 186H20V188H21ZM25 187L27 186V184H25L24 185ZM86 186V188H89L90 187V192H92L93 190H94V186H88L87 187V185H85ZM85 186H83L84 188H85ZM97 186V185H96ZM119 186V185H118ZM117 186V187H118ZM120 186H122V185H120ZM7 187V186H6ZM23 187V186H22ZM25 187H24V189H25ZM33 187V186H32ZM116 187V188H117ZM234 187V186H233ZM2 188L0 189L2 192H4L5 190H4V188H3V190H2ZM17 188L19 189V185H17ZM93 188V189H92ZM96 188H98V187H96ZM99 188H101V187H99ZM119 188H121V187H119ZM124 187L122 186V188L120 189V191H122V189H123ZM230 188V191L232 192V187H229ZM23 189V188H22ZM31 189V188H30ZM223 188H219V189H217L216 191L218 192L219 190V194H220V192H221V194L223 193V190H222ZM12 190V189H11ZM11 190H9L10 192H11ZM17 190V189H16ZM15 190V191H16ZM20 191H21V189H19ZM96 191H98L97 189H95ZM95 190L93 191V192H95ZM174 190V188L173 189H171V188H168V187H164L163 189H162V192L160 193V196L158 197V199L156 200V199H153V201H150V204H151V209L152 210H154V211H156V212H159L163 207H165V206H168L169 208H170V211L172 212L173 210L172 209H174L175 208V204H176V207H177V204L179 203V201H176L177 200V197L175 196V192L173 191ZM206 190V189H205ZM203 190L202 191V194L204 195V197L207 199V198H209L210 196H212V195H209V193H211L210 192V190L208 191V190ZM234 190V189H233ZM28 191V190H27ZM33 191V190H32ZM36 191V190H35ZM55 191V190H54ZM101 191H102V189H101ZM118 191H119V189H118ZM120 191H119V193H120ZM13 192V191H12ZM11 192V193H12ZM17 192V191H16ZM19 192V191H18ZM22 192V191H21ZM20 192V193H21ZM29 193H30V191H28ZM88 192H89V190H88ZM7 193V192H6ZM69 193V192H68ZM75 193H77L78 194V192H75ZM0 194H2V193H0ZM16 194V193H15ZM24 194H26L25 193V191H24ZM28 194V193H27ZM26 194V195H27ZM43 195H41L40 196V198L38 199V200H40V203H42L46 208H47V210L49 211V212H55L56 211V209L54 208L55 207V205H54V201L55 202H59V201H56V200H54L56 197H52V196H54L55 194H51V193H49V192H47V194L46 193H42ZM76 194V195H77ZM84 195V197H82L81 196V203H82V205H81V203H80V207L79 208H81L82 209V207L87 203H89V205H85L86 207L87 206H92L93 205V202H94V205L93 206H96V208H95V210L97 209V210H100L101 208H102V210L104 211V213H102L103 214V216L102 217H104L105 215H106V218L103 220V219H101V221H105V222H102V224H101V222H100V224L101 225H96V226H94L95 225V219L94 220H92L93 221V223H91V227H89V229L91 228V229H93V230H91L90 229V231L92 232V231H95V232H92L93 233V235H95V234H97L96 232H98L99 234H100V231H101V233L102 234H108L109 235V233L107 232V233H103L102 232V230H105V231H107L108 229H110V227L112 228V227H115L116 228V224H113V223H119L120 224V226H117L118 228L120 227V230H121V234H122V232H124L125 233V231H127V230H130L128 233L130 234V232H131V234H132V232L134 233L135 231H136V233L138 232L139 233V228H140V226H139V224L138 223H140V221H139V219H136V221H139V222H134V221H132V217H133V214H132V217H130L129 216V214H130V210L128 211V210H125V209H114V208H112L109 204L110 203H105L104 204V201H100V202H98L97 201V199H95V197H91V196H93V195H91V193H90V195L91 196H88L89 195V193L86 195L85 193H83ZM93 194V193H92ZM95 194V193H94ZM6 195H9L8 193L6 194ZM18 195V194H17ZM21 195V194H20ZM33 195V194H32ZM32 195H31V193H30V196L31 197H29V198H33L32 197ZM52 195V196H51ZM71 195H72V193H71ZM73 195H75V194H73ZM206 195H209V197H207ZM13 196V195H12ZM21 196H23V194L21 195ZM35 196V195H34ZM224 196V195H223ZM8 197V196H7ZM20 197V196H19ZM27 197V196H26ZM37 197V196H36ZM39 197V196H38ZM22 198V200H24V199H26V201H27V199L28 198H24L23 199V197H21ZM20 198V199H21ZM35 198V197H34ZM33 198V199H34ZM6 199H7V201H6ZM13 199H14V197H13ZM19 199V198H18ZM32 199V200H33ZM92 199H94V200H92ZM210 199V198H209ZM213 199H215V198H213ZM0 200H5V201H3L2 203H4L5 202V206H4V210H3V207H2V210L4 211H2L3 213H7V215L5 214L4 216H7V217H9L8 216V210L9 209H7V212H6V210H5V207L6 208H13V207H16V205L18 204V205H20V206H22L21 204H23V203H17V199L15 198V200H12V197H8V198H5L4 197V199H0ZM92 200V201H91ZM96 200V201H95ZM17 203V204H15V202ZM207 201V200H206ZM210 201L211 200H208L207 202L208 203H210ZM19 202V201H18ZM23 202H25V201H23ZM30 203H31V200L29 201ZM28 202V203H29ZM34 203H35V201H33ZM32 202V203H33ZM98 202V204H96V203ZM103 202V204L101 205L100 203H102ZM106 202V201H105ZM212 202V204L214 205V203H213V201H211ZM1 203V202H0ZM1 203V204H2ZM29 203V204H30ZM37 203V202H36ZM71 203V204H70ZM92 203V204H91ZM193 203H195V204H197V201H196V199L195 198H193ZM72 204H74L75 206H73ZM96 204V205H95ZM211 204V203H210ZM13 205H15V206H13ZM28 205V204H27ZM30 205H33V204H30ZM30 205H28V206H30ZM70 205H72V206H70ZM98 205V206H97ZM101 205V206H100ZM105 205H107L106 207H104ZM109 205V206H108ZM198 205V204H197ZM212 205V206H213ZM19 206V207H20ZM26 206V205H25ZM79 206V205H78ZM78 206H77V208H78ZM92 206V207H93ZM207 206H209L210 207V205L208 204ZM19 207H16L17 209L19 208ZM23 207V206H22ZM57 207V206H56ZM57 207V208H58ZM97 207H99V208H97ZM150 207V206H149ZM219 207H221V206H219ZM29 208V207H28ZM104 208V209H103ZM224 208V207H223ZM10 209V210H11ZM31 209V208H30ZM43 209V208H42ZM220 210H222V207L221 208H219ZM21 210H23L22 208L20 209V211ZM29 210V209H28ZM27 210V211H28ZM72 210V211H71ZM101 210V211H102ZM121 210V211H120ZM197 210H198V213L200 214L199 215V217H200V221L203 223V225H205V221H207L206 222V224L208 223V220L207 219H210V221H212V219H213V217L211 216V214H209V213H207L206 211H204V207H202V205L200 206V205H198L197 206ZM25 211H26V208H25ZM25 211L23 212V213H25ZM26 211V212H27ZM39 211V210H38ZM42 210H40V212H41ZM59 211V210H58ZM61 211H59L58 212V214L61 212ZM76 211V212H75ZM102 211V212H103ZM12 211H10L9 212V214L11 213ZM29 213H30V211H28ZM43 212H45V209H43ZM65 212V213H64ZM74 214H73V213ZM132 213H134L133 212V210L131 211ZM22 213V214H23ZM56 213H57V211H56ZM62 213V212H61ZM173 213V212H172ZM44 214V213H43ZM105 214V215H104ZM3 215V214H2ZM20 215H21V213H20ZM54 215V214H53ZM76 217V219L78 220V222H75L74 221V219H75V217ZM78 215H79V213H78ZM153 217H154V215L153 214H151ZM171 215H173V214H171ZM170 215V216H171ZM254 215H255V213H254ZM4 216H2V217H4ZM70 216L71 217H73V218H71V219H73V221L72 220H69L70 222L68 223V219H70ZM80 216V215H79ZM216 216H217V214H216ZM232 216V215H231ZM255 216H257V213H256V215ZM7 217H5V219L7 218ZM215 217V216H214ZM220 217V218H219ZM219 217H217V223H218V226L220 225V226H222V224H223V227L225 226V224H226V222L224 221V218L223 219H221V216H219ZM34 218V217H33ZM52 218V217H51ZM81 218V217H80ZM85 218V217H84ZM132 218V219H131ZM138 218V217H137ZM231 218V217H230ZM5 219H2L1 220V222L2 221H4ZM83 219V218H82ZM86 219V218H85ZM9 220V219H8ZM134 220V219H133ZM62 221V222H63ZM82 221V220H81ZM229 221H231L230 219H229ZM6 221H4V223H5ZM72 222V223H71ZM99 222V221H98ZM97 221H96V223H98ZM228 222V221H227ZM7 223V222H6ZM5 223V224H6ZM35 223V222H34ZM64 223V224H65ZM113 225H115V226H111L112 224ZM134 223V224H133ZM214 223V222H213ZM232 224H230L231 226V230H230V228H229V231H232V233L234 232V233H236V232H238L237 231V229H236V224L234 223V222H231ZM7 224H9V223H7ZM11 224V223H10ZM74 224H73V227H74ZM93 224V225H92ZM104 224H105V226H104ZM108 224H110V226L108 227L107 225ZM119 224H117V225H119ZM172 225H173V223H171ZM170 224V226L168 225V227H171L172 225ZM209 224V223H208ZM207 224V225H208ZM34 225V224H33ZM41 225V224H40ZM40 225L37 227V228H39L40 227ZM66 225V226H67ZM77 225V224H76ZM141 225V224H140ZM166 224H157V225H155L154 226V228L151 230V229H147V226H145L144 225V227L147 229V231H146V233H147V235H149V237L151 238V239H160L161 241H157V242H155L154 241V246L156 245H158L159 243L158 242H160L162 245H163V243H165L162 239L164 238H168L170 235H168L165 231H164V229H165V227L167 228V225L165 226ZM174 225H175V223H174ZM173 225V227L172 228H175V226ZM178 224H176V226H177ZM207 225H206V227H207ZM210 225V224H209ZM217 225V224H216ZM255 225V224H254ZM8 227L7 228H9V225H7ZM13 226V225H12ZM12 226H10L11 227V229H13L12 228ZM69 226V225H68ZM102 226V227H101ZM213 226H215V224L213 225ZM216 227L217 229H216V232L214 231H210L209 232V242L212 240L211 238H214V237H216V236H220V234L222 233V229H220L219 227ZM256 227H257V225H255ZM14 227H16V226H14ZM28 227V228H27ZM27 229H29V228H31L30 227V223H29V225L27 224ZM71 227V229H75V228H73L72 226H70ZM252 227H254L253 225H252ZM251 227V228H252ZM256 227H254V228H256ZM259 227V226H258ZM35 229H33L31 232H33L34 230L36 231V225H35V227H34ZM41 228V227H40ZM103 228V229H102ZM114 228V229H115ZM171 228V229H172ZM180 229V227L178 226V227H176L175 229L176 230H174V232L175 231H178V232H175V234H176V236H178L177 235V233L179 234L180 232H179V229ZM254 228H252L251 229V231L253 232V234L254 235H256L257 236V238H256V236H255V242H256V244H255V247H254V249H256L255 250V253H256V257H258V256H260L259 257V259H257L258 260V262L260 263V258L262 257V258H264V250H262V248H264V247H262V248H260V251L258 252V246L259 245H262V244H264V235H259L258 233H255L256 231H254ZM262 228V227H261ZM260 228V229H261ZM113 229V230H114ZM117 229V228H116ZM115 229V230H116ZM16 230V229H15ZM29 230H31V229H29ZM113 230H111V232L110 233H112V234H114L113 236H115V239H117V237L116 236H118V238H120V240H121V237H120V233L118 232V231H120V230H116V231H113ZM132 230V231H131ZM138 230V231H137ZM89 231V232H90ZM114 233H113V232ZM262 231H264V230H262ZM37 232H39V230L37 231ZM174 232L172 233V234H174ZM260 232V231H259ZM128 233L126 234V235H128ZM262 233H264V232H262ZM174 234V235H175ZM238 234V233H237ZM98 235V234H97ZM107 235V238H109L110 237V235L108 236ZM123 235V234H122ZM173 235V236H174ZM232 235H234V234H232ZM89 236V235H88ZM101 236V235H100ZM100 236H96V238H98V237H100ZM103 236V235H102ZM113 236H111V237H113ZM124 236H125V234H124ZM124 236H122V237H124ZM176 236H174V237H176ZM259 236V237H258ZM90 237H93V236H91V234H90ZM89 237V238H90ZM95 237V236H94ZM93 237V238H94ZM104 237V236H103ZM105 237H106V235H105ZM104 237V239H103V241L102 242H104L105 243V241L104 240H106V247L109 249V247H108V245H112V244H110L111 242L113 243V240L111 239V238H109V240H111L109 243H108V241H107V239ZM179 237H180V235H179ZM125 238V237H124ZM95 239V238H94ZM99 239V238H98ZM113 239H114V237H113ZM114 239V240H115ZM123 239V238H122ZM130 240V239H129ZM129 240H127V237H126V240L124 239V241H123V245H122V247H123V249H124V251H126V252H131V251H134V250H137L138 249V247H137V243L136 242H134V241H129ZM168 240V239H167ZM257 240V241H256ZM91 241H94L93 239L91 240ZM90 241V242H91ZM89 242V243H90ZM96 242H98V241H96ZM102 242H98V243H94L95 245H99V247H103V248H105V246H104V243L102 244ZM152 242H153V240H152ZM163 242V243H162ZM168 242V241H167ZM165 243V244H169V242L168 243ZM259 244H258V243ZM93 243V242H92ZM210 243H212V242H210ZM94 244H91V245H94ZM165 244L162 246L163 248H161L162 249V252L161 253H163V256L165 257V258H170V255L172 254L173 255V257H171V259L172 258H174V257H176V258H178L177 256H178V254H174V253H172V252H170L169 251V248H168V246L166 245L165 246ZM155 246V247H156ZM212 246H213V243H212ZM175 247V246H174ZM215 247V246H214ZM56 249H57V247H55ZM55 248H53V250L56 252V249ZM212 248V247H211ZM65 249V248H64ZM158 249V248H157ZM69 251H70V249H69ZM73 251V250H72ZM49 253H51L50 251H48ZM60 252V251H59ZM65 252H66V250H65ZM65 252H63L60 256L62 257V255L64 254H66ZM47 253V252H46ZM69 253V252H68ZM70 254H73V253H70ZM45 255H48V253L47 254H45ZM63 255V258L65 257V259H66V255H67V258H68V254H66L65 256ZM57 256V255H56ZM70 256V255H69ZM50 257V256H49ZM61 257H59L60 259H61ZM70 258H71V256H70ZM69 258V259H70ZM261 258V259H262ZM51 259V258H50ZM56 259V258H55ZM65 259H63V260H65ZM52 260H53V258H52ZM62 260V259H61ZM66 260H68V259H66ZM24 261V260H23ZM22 262V261H21ZM262 262H264V260H262ZM135 263L136 264H139V260H135ZM256 264V263H255ZM262 264H264V263H262Z\"/></svg>", "mask_w": 264, "mask_h": 264}]
</instances>
